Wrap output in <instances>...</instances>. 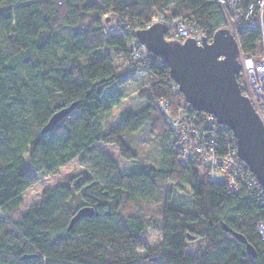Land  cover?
I'll list each match as a JSON object with an SVG mask.
<instances>
[{"label":"trees","instance_id":"obj_1","mask_svg":"<svg viewBox=\"0 0 264 264\" xmlns=\"http://www.w3.org/2000/svg\"><path fill=\"white\" fill-rule=\"evenodd\" d=\"M156 13L180 19L208 43L228 27L215 0H0V264H264L256 229L264 207L254 189L232 192L209 168L180 164L157 102L167 103L170 118L184 112L199 123L208 113L188 105L159 57L139 45L135 57L130 43ZM235 34L243 55L260 52L258 26ZM139 75L146 80L136 92L139 108L120 111L118 124L105 128ZM143 131L158 147V166L123 173L97 147L134 160L130 139ZM216 140L224 145L222 133ZM72 161L78 172L26 204L28 188ZM168 184L187 194V205L169 200ZM81 207L92 215L68 228ZM148 229L160 234L156 245L148 244ZM199 238L204 247L188 253V240Z\"/></svg>","mask_w":264,"mask_h":264},{"label":"water","instance_id":"obj_2","mask_svg":"<svg viewBox=\"0 0 264 264\" xmlns=\"http://www.w3.org/2000/svg\"><path fill=\"white\" fill-rule=\"evenodd\" d=\"M167 27L161 23L138 30L135 37L143 48L159 57L168 67L170 78L192 109L214 116L233 133L238 158L255 175L264 188V126L252 108L250 100L239 89L236 78L240 70L239 45L227 28L213 34L208 43L205 38L197 45L190 37L183 42L166 39ZM73 105L55 112L42 127V133L51 131ZM91 207H81L68 223V228L81 217L92 215ZM234 236L252 247L244 238Z\"/></svg>","mask_w":264,"mask_h":264},{"label":"built area","instance_id":"obj_3","mask_svg":"<svg viewBox=\"0 0 264 264\" xmlns=\"http://www.w3.org/2000/svg\"><path fill=\"white\" fill-rule=\"evenodd\" d=\"M245 1V2H244ZM215 0L225 14L227 29L235 36L236 28L258 26L260 33V52L256 56L243 55L239 45V67L236 75L239 89L250 100L253 110L264 126V0ZM161 23L167 29L174 28L175 37L182 41L192 37L197 45L201 44L204 36L202 33L193 32L185 26L180 19L166 18L162 14L152 17L148 28L152 24ZM137 41L130 43L135 57L137 45L143 46ZM251 61V66L249 65ZM178 89V87H175ZM157 107L169 126V129L180 147L179 160L182 166L188 164L209 168L211 179L217 184H225L230 191L236 192L240 186L253 188L258 197V204L264 207V188L261 187L255 177L248 170L236 154V143L225 132L228 127L217 122L211 114H206L203 119L196 122L195 117H189L181 113L175 118H170L167 103L163 100L157 102ZM231 131V130H230ZM222 133L224 145L217 144V136ZM234 139V138H233ZM235 146V148L233 147ZM260 240L264 243V221L256 227Z\"/></svg>","mask_w":264,"mask_h":264},{"label":"rangeland","instance_id":"obj_4","mask_svg":"<svg viewBox=\"0 0 264 264\" xmlns=\"http://www.w3.org/2000/svg\"><path fill=\"white\" fill-rule=\"evenodd\" d=\"M168 37L170 39L177 40L174 33V28H170L167 32ZM166 35V34H165ZM172 37V38H171ZM167 39V38H166ZM187 39V38H185ZM183 39L181 42H183ZM144 50V48L142 47ZM145 78L142 75L137 77V80L133 83L127 84L124 86V92L126 94V98L120 102L119 106L115 107L112 110L111 117L104 125L105 128L108 126H116L119 122V112L126 110L128 108L137 110L140 106L139 100L137 99V90L138 85L145 83ZM130 144L132 148L136 151L137 157L134 160L126 161L120 158L118 154V150L115 149L111 145H103L97 144V147L107 154H109L116 162L118 163V168L123 173H131V172H140L146 167L147 165H155L158 166L159 158H158V147L156 146L154 140L148 136V134L143 131L135 135L133 140L130 139ZM24 162L26 167H30V163L28 162L27 156L24 157ZM80 170V167L77 164V161H72L71 163L65 165L64 167L60 168L54 176L52 175H44L38 179L36 183L33 184L32 187L28 188L24 194L25 202L27 205L34 204L40 200V193L44 189V187H55L58 183L64 181L66 177L72 173H76ZM199 175H201V169L197 168ZM167 190H170L168 193L169 200L174 203L175 205H187L188 198L187 194H183L180 191L173 190L172 185L168 184L166 186ZM147 242L149 245H156V243L160 240V234L152 229L147 230ZM187 252H193L199 250L200 248L204 247L203 241L199 239L195 240H188L187 242Z\"/></svg>","mask_w":264,"mask_h":264},{"label":"snow or ice","instance_id":"obj_5","mask_svg":"<svg viewBox=\"0 0 264 264\" xmlns=\"http://www.w3.org/2000/svg\"><path fill=\"white\" fill-rule=\"evenodd\" d=\"M248 63H249V65L251 66V61H249Z\"/></svg>","mask_w":264,"mask_h":264},{"label":"bare ground","instance_id":"obj_6","mask_svg":"<svg viewBox=\"0 0 264 264\" xmlns=\"http://www.w3.org/2000/svg\"><path fill=\"white\" fill-rule=\"evenodd\" d=\"M185 39V38H184ZM238 40V39H237Z\"/></svg>","mask_w":264,"mask_h":264}]
</instances>
